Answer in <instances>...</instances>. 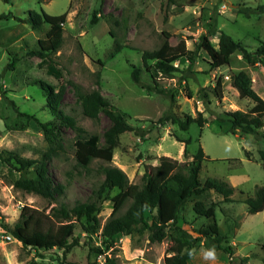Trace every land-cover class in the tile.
Returning a JSON list of instances; mask_svg holds the SVG:
<instances>
[{"label": "rangeland", "instance_id": "1", "mask_svg": "<svg viewBox=\"0 0 264 264\" xmlns=\"http://www.w3.org/2000/svg\"><path fill=\"white\" fill-rule=\"evenodd\" d=\"M259 5H264V0H51L40 5L37 0H0V15H10L0 19V154L45 160L52 184L62 187L54 200L15 189L11 183L20 172L0 162V264H105L106 256L117 264H163L165 257L175 254L169 250V240L151 243L147 231H140V226L117 238L112 249L100 253V230L89 235L78 223L73 232L78 245L66 254L56 248H24L11 235L23 207L48 213L61 204L72 207L96 201V217L102 226L111 215L113 197L119 192L105 189L97 196L103 181L101 167L107 163L96 159L87 167L78 164L75 135L50 115L37 82L53 87L55 92L63 89L59 109L74 117L87 135H97L100 143L110 122L102 112L97 120L84 117L76 88L82 93L97 91L111 109L122 115L133 130L119 136L110 165L123 171L130 184H140L141 176L157 165L160 157L187 163L201 148L205 158L200 165V183L207 178L228 183L234 188V201L224 203L214 192L197 198L205 204L216 203L215 221L223 236L222 249L202 239L188 264H264V209L250 214L241 202L245 196H253L257 187H264V171L257 154L264 142L255 135L226 134L228 126L216 120L217 115L235 110L246 112L253 105L231 87L232 74L245 72L251 87L264 101V69L259 64L249 65L238 53L230 56L227 65L213 69L205 52L199 50L191 66L182 58L174 63L178 71L171 78L157 80L160 87L175 90L172 106L164 96L147 92L131 79L133 68H139L141 83H151L150 67L141 62L144 51L156 50L165 41L175 45L177 38L185 42L186 48L193 49L192 43L207 35L213 22L215 29L253 52L260 41L264 42V14L245 18L237 10ZM41 10L50 16L66 15L62 44L50 58L61 73L60 79L48 75L41 60L29 54L37 48V39L44 37L48 26L33 30L22 21L29 11ZM93 13L95 23L91 22ZM209 39L216 47L217 35L211 34ZM181 77L185 81L179 84ZM218 79L221 99L214 98L210 90ZM202 91L209 94V105L201 101ZM169 110L192 117L200 112L206 124L199 128L193 123L186 132L171 123L159 124L157 120ZM18 112L43 123L51 122L56 129L52 134L44 133L33 120ZM187 139L188 145L184 143ZM246 153L250 160L245 158ZM230 159L240 163L229 162ZM25 174L34 175L32 170ZM192 204L190 201L184 205L181 225L197 236L207 221L195 216ZM126 208L127 204L121 212ZM226 247H230V253L223 250ZM209 250H214V259L205 258Z\"/></svg>", "mask_w": 264, "mask_h": 264}, {"label": "trees", "instance_id": "2", "mask_svg": "<svg viewBox=\"0 0 264 264\" xmlns=\"http://www.w3.org/2000/svg\"><path fill=\"white\" fill-rule=\"evenodd\" d=\"M49 1L51 0H37V3L40 5ZM237 11L245 18L252 15H263L264 5L256 8L243 7ZM65 16V14L50 16L42 10L40 13L29 11L27 19L22 21L33 30L40 29L44 24L48 26L44 37L37 39V48L31 50L29 54L38 57L46 66L47 74L56 79L61 78V73L54 67L50 58L62 44V25L65 22ZM7 17L10 15H0V19ZM95 20L96 15L93 13L91 22L95 23ZM214 33L218 39L216 47L210 43L209 39V36ZM177 39L178 42L175 45L165 41L158 49L142 53V65L150 67V84L141 83L139 68H133L131 72L134 84L142 86L147 92L164 96L170 101L171 106L175 103V90L160 87L157 80L159 77L171 78L178 71L174 63L182 58L188 61V66H191L199 50L205 52L209 65L213 69L227 65L230 56L234 53L241 55L249 65L259 64L264 69L263 41H260L256 50L251 52L242 43L215 29L214 22L207 35H201L197 41L192 43L193 49L186 48L185 42L180 38ZM183 81L185 77L179 79V84ZM36 85L44 92L45 106L50 115L74 133L75 158L78 164L87 167L96 159L107 163L106 166L101 167L103 181L96 191L97 196H100L105 189H117L119 192L113 197L112 213L102 226L96 217L99 211L96 201L77 203L72 207L61 204L58 207H52L48 213L23 207L11 235L21 242L24 248H31L35 251H48L56 248L66 254L78 245L77 239L73 237L75 223H78L81 229L89 235L100 230L101 249L98 250L99 253L102 250L112 249L117 238L131 234L136 226H140V231H147L151 243H160L163 240L171 242L169 250L175 254L165 257L163 264H188L195 247L202 239L215 243L216 249H222L220 243L223 241V236L215 221L216 203L205 204L197 198L214 192L222 197V202L232 203L234 188L224 181L212 178H207L203 184L200 183L198 175L201 162L205 158L201 148L187 163L160 157L158 164L150 167L141 176L140 184H130L123 171L110 165L119 136L133 130L123 120L122 115L111 109L108 102L97 91L82 93L76 88L83 116L97 120L102 112L110 122V126L102 134L100 143L97 135H87L74 117L59 109L63 89L55 92L53 87L43 82H37ZM230 85L237 91L240 98L249 99L253 105L246 112L235 110L217 115L216 120L220 125L228 126L226 134L255 135L264 142V101L253 90L249 76L243 71L230 76ZM210 90L214 98L221 99V80L218 79ZM200 99L206 105L211 103L209 94L205 91L200 92ZM18 114L33 120L44 133L52 134L56 129L51 122L43 123L32 115L20 112ZM157 122L161 125L171 123L183 132H186L193 123L199 128L206 124L200 112L196 117H192L189 114H177L171 110L161 116ZM189 142L187 139L184 143L188 145ZM257 154L264 171V148L259 149ZM245 158L250 160L248 153ZM0 162L20 172L19 177L11 183L15 189L36 194L47 200H54L57 195L61 194V185H53L47 175L45 160L26 159L10 153L7 157L0 154ZM229 162L238 164L240 160L230 159ZM29 170L33 171L32 177H27L25 174ZM190 201H193L192 211L195 216L203 217L207 221V225L198 230L197 236H193L181 225V212L184 205ZM241 202L247 205V211L250 214L263 211L264 187H257L253 196H245ZM125 204L127 208L121 212ZM223 250L230 253L231 249L226 247ZM29 264H35V262ZM105 264L117 263L114 258L106 256Z\"/></svg>", "mask_w": 264, "mask_h": 264}, {"label": "clouds", "instance_id": "3", "mask_svg": "<svg viewBox=\"0 0 264 264\" xmlns=\"http://www.w3.org/2000/svg\"><path fill=\"white\" fill-rule=\"evenodd\" d=\"M205 258L208 259V258H212L214 259L215 258V252L214 250H209L205 253Z\"/></svg>", "mask_w": 264, "mask_h": 264}]
</instances>
